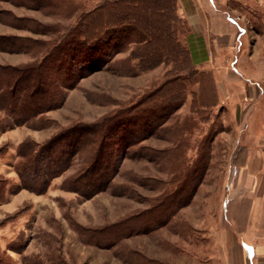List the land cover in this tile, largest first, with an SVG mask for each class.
<instances>
[{"label":"rangeland","instance_id":"374dc122","mask_svg":"<svg viewBox=\"0 0 264 264\" xmlns=\"http://www.w3.org/2000/svg\"><path fill=\"white\" fill-rule=\"evenodd\" d=\"M104 1L52 0L36 9L0 0V36L49 39L40 23L47 29L67 25L70 41L80 29V16ZM197 1L204 10L210 7L209 0ZM195 2H184L188 15L195 13ZM222 2L225 5L218 8L238 32L234 66L237 57L250 48L256 65L264 64V0ZM105 12L91 15L102 29L107 22ZM13 17L36 22L20 23ZM149 17L159 39L152 46L156 47L164 35L158 23L162 17L158 13ZM128 32L132 41L125 43L124 35H119V44L112 49L99 47L98 52L78 47L79 34L78 44H71L62 57L68 63L66 69H73L70 73L61 67L66 81L62 106L45 114L32 129L14 127L1 134L0 126V264H170L172 241L179 237L181 263L189 264L196 256L202 259L200 242L208 238L210 229L227 221L225 202L239 189L235 171L264 172V142L258 140L264 136L263 76L251 85L259 99L250 103L254 94L246 93L236 118L228 106L211 107L213 79L202 71L196 78L200 82L187 88L182 106L164 109L163 99L153 95L165 82L169 66L153 58L141 66L134 59L139 52L134 40L139 32ZM188 37L182 30L179 39L184 46ZM104 54L109 57L102 62ZM32 58V51L0 52V62L16 63L6 64L11 66L32 63ZM196 95L202 104L199 113L192 106ZM249 109L254 110L247 119ZM7 120L1 113L0 124ZM89 127L96 130L92 133ZM70 129L83 131L67 139L74 143L77 138L83 143L93 140L95 146L76 151L71 167L54 178L44 194L23 188L16 171L23 162L17 153L21 140L28 135L24 139L43 143L52 136L69 134ZM123 137L126 144L120 140ZM115 165L117 171L106 189L96 191L89 185L93 194L77 192L87 183H104L103 170L109 166L111 171ZM169 194L176 202L172 207L165 198ZM118 231L123 236L112 243ZM122 254L134 255V260Z\"/></svg>","mask_w":264,"mask_h":264},{"label":"trees","instance_id":"16d2710c","mask_svg":"<svg viewBox=\"0 0 264 264\" xmlns=\"http://www.w3.org/2000/svg\"><path fill=\"white\" fill-rule=\"evenodd\" d=\"M3 1H11L15 4L36 9L52 2V0ZM178 1L106 0L92 11L86 14L83 13L80 16V23L78 24L80 29L78 31L76 29L77 32L72 34L73 39L70 41L67 35V25L64 28L63 25H59L47 29L46 26L40 23L38 26H41L44 32L43 35H48L49 39L0 36V52L28 53L32 51L33 57L32 63L28 64L18 66L0 64V111L8 118L7 122L0 124L3 131L23 126L32 129L45 114L62 106L64 102L62 87L66 82L62 71L66 59L62 57L71 44L74 45L75 42L78 44L76 40L79 38V34L82 40L77 45L78 47L81 46V48H89L98 52L99 47L112 49L113 44L117 45L121 40L129 43L128 40L132 41L133 39L129 38L130 32L128 31L131 29L138 30L139 35L134 40L135 50H139V52L134 53L137 55L133 54L136 56V58L133 56L134 59H138L141 66L142 62L148 63L147 61L150 58L158 61L157 63L160 62L169 66L165 82L153 96H156V99H163L161 101L164 102L161 105H163L162 108L164 109L168 107L171 109L173 107L180 108L183 104L181 99L185 97L187 88L200 82V79H196L200 73L194 66L190 48L184 46L179 39L182 30H186L189 34L190 32L186 21L178 15ZM102 10L106 11L105 19L107 18V22L105 23V29L99 28L98 22L91 17V15H96ZM152 13H158V16L162 17L158 23L162 25L164 32L163 39L160 41L162 44L156 47H152L159 40L155 38L154 25L151 24L149 17ZM128 19L131 23H127ZM13 20L20 23L36 22V20L30 18L13 17ZM89 27L93 31L89 30ZM119 35H124L121 40L118 38ZM116 38L119 40L117 41ZM66 48L67 50H65ZM106 57L108 58L109 56L104 54L101 61L104 62ZM66 64L68 65V63ZM141 66L140 68H142ZM64 68L66 69L65 66ZM66 71L72 73L73 69L67 68ZM168 93H171L170 97L166 95ZM165 96H168L167 98H170V100H167ZM170 101L172 106H168ZM144 104L146 105V102ZM192 106L194 113H199L198 109L202 107L200 96H194ZM70 130L67 135L52 136L43 143H37L29 137L23 140L17 149L18 157L23 162L16 166L23 188L34 193L44 194L50 182L71 167L72 158L75 156L76 151L80 152L87 146L92 148L95 146V141L92 142L93 140L86 143L79 142L78 138L75 143L70 141V139H67L70 134L75 131L80 133L83 129ZM87 130L93 133L96 129L95 127H89ZM125 139L123 137L120 140L124 143ZM116 171V165L111 171L109 166L106 167L101 174L104 177V183L102 182L101 184L100 182L97 185L96 183H87L82 191L77 190V192L93 194L94 191L90 189L89 185H94L93 189L96 191L106 189ZM171 195L169 194L165 198L170 199L169 206L172 207L176 202L174 200L171 201ZM171 215L170 209L166 218L169 219ZM2 223L0 222V225ZM164 223H167V221ZM122 236L123 232L118 231L112 243L118 242Z\"/></svg>","mask_w":264,"mask_h":264},{"label":"crops","instance_id":"0c3cea01","mask_svg":"<svg viewBox=\"0 0 264 264\" xmlns=\"http://www.w3.org/2000/svg\"><path fill=\"white\" fill-rule=\"evenodd\" d=\"M185 1L187 0L178 1V15L187 20L190 28L187 46L190 48L194 66L198 71L212 76L214 84L212 107L228 106L236 118L239 108L246 100V93L254 94V99L249 100L250 103L259 99V94L255 95L251 85L253 80H262L260 79L262 76L264 78V64L256 65L255 55L251 53L250 48L249 53H241V57H237L238 63L234 66L232 58L237 49L238 32L234 22L218 8L225 5L222 0L218 3L216 0H209L210 7L205 10L201 8L200 1L195 0V13L189 15L184 5ZM235 70H238V73ZM253 110H247L245 113L247 119ZM241 114L243 113L240 112V116ZM9 130L1 134H6ZM258 140L264 142V136ZM249 161L253 163L256 160ZM250 162H247V165L251 166ZM235 176L239 189L234 197L225 202L227 221L216 223L214 228L210 229L208 238L200 242L203 243L202 259L196 256L189 264H264V172L252 175L242 169L235 171ZM180 241V237L172 241L173 262L170 264H182ZM129 255L122 254L131 262L134 255ZM192 255L188 258H192Z\"/></svg>","mask_w":264,"mask_h":264}]
</instances>
